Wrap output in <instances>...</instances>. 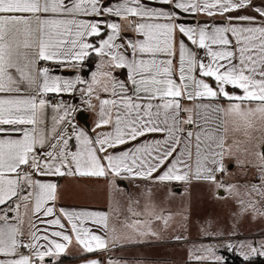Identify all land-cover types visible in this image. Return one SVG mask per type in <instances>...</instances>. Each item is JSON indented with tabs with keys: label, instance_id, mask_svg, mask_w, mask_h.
I'll return each instance as SVG.
<instances>
[{
	"label": "snow or ice",
	"instance_id": "snow-or-ice-1",
	"mask_svg": "<svg viewBox=\"0 0 264 264\" xmlns=\"http://www.w3.org/2000/svg\"><path fill=\"white\" fill-rule=\"evenodd\" d=\"M196 16L211 23H186ZM76 93L97 113L91 130L63 99ZM233 167L245 183L226 179ZM59 177L103 178L114 190L194 179L237 198L241 214L264 215V0H0V264H45L73 241L109 251L158 236L152 217L172 219L150 203L137 211L131 194L136 218L119 227L109 212L58 207ZM216 235L219 245L189 259L226 264L218 248L246 264L264 257V241Z\"/></svg>",
	"mask_w": 264,
	"mask_h": 264
},
{
	"label": "crops",
	"instance_id": "crops-1",
	"mask_svg": "<svg viewBox=\"0 0 264 264\" xmlns=\"http://www.w3.org/2000/svg\"><path fill=\"white\" fill-rule=\"evenodd\" d=\"M219 22L220 21L217 20V23ZM186 23H211V18L206 16H196L194 18H189ZM125 35L131 37L134 34L126 32ZM180 39H185V42L188 43L190 47H194L190 45V42H188L186 38L178 35L177 40ZM201 52L203 51L201 50ZM92 67H94V65ZM85 71L88 70L86 69ZM57 74L69 77L72 75L71 72L65 71H58ZM119 75L121 79H124L126 71L119 73ZM63 97L78 108V111L74 114V122L79 127H83L85 130L93 129L97 121V113L95 111L85 110L86 105L83 104L78 93L73 95L65 94ZM51 115V109H48L49 122ZM234 172L233 167V173ZM51 179L55 180L60 186L61 199L57 202L58 207L109 212L112 216V222L117 224L118 227L121 222L125 220V218H128L129 222L136 218L132 217L131 213L128 212V194H131V196L140 200V204L136 208L137 211H142L146 203H150L153 206L156 201L161 200L163 204L167 203L168 205L165 209L163 204H161L163 207L161 209L168 210V208H170L169 211L172 212L171 214H175L177 216L181 214L179 206L175 203L177 202V199H179V194L183 193V191H187V194H189V188L192 184L205 183L193 179L188 183L174 181L165 186L157 185L150 181L132 182L124 180L117 182L120 184L122 190H114L103 178L59 177ZM226 179H228L229 182H236L234 177H226ZM248 179L254 183L257 181L255 178ZM148 189H151L152 196L150 201H148L143 195V193H145ZM218 191L221 195H227V192L223 190L218 189ZM155 199L156 201L154 203ZM117 204L119 206L118 211L113 213L112 209L116 207ZM139 218L145 220L148 219L147 216ZM120 231L126 234L129 230L121 228ZM136 241L137 242L130 243L120 240L116 243V246L113 247L110 245L109 251L96 253L84 252L82 248L78 246L75 241H73V243L59 256L58 259L54 257H46L45 264H86V262L90 259H99L102 261V264H108L109 259L119 261V264H162L165 259L161 253L159 254L158 250L151 253L148 251L153 248H163L164 246L170 244V241L158 240L150 243L148 241V235L136 237Z\"/></svg>",
	"mask_w": 264,
	"mask_h": 264
},
{
	"label": "rangeland",
	"instance_id": "rangeland-1",
	"mask_svg": "<svg viewBox=\"0 0 264 264\" xmlns=\"http://www.w3.org/2000/svg\"><path fill=\"white\" fill-rule=\"evenodd\" d=\"M234 171V179L241 184L245 183V178L235 167ZM189 190V194L187 191L179 194V199L175 202L181 211L177 216L171 214L170 208L162 210L161 200H154L156 203L153 206L158 214L172 217L167 227L162 220L151 218V229L158 236L148 235V241L150 243L158 240L170 241V244L163 248L148 251L151 253L158 250L165 259L162 264H199L189 259L190 254L201 245H219L222 241L216 233H224L233 241H251L256 244L264 241V215L250 211L241 214V205L237 198L228 193L221 195L218 189L206 183L192 184ZM163 206L166 209L168 205L165 203ZM257 207L264 212V202ZM178 235L184 239L176 240L175 237ZM217 251L220 255L224 253L238 255L224 248H218ZM258 259L264 260V257H255L253 262Z\"/></svg>",
	"mask_w": 264,
	"mask_h": 264
},
{
	"label": "trees",
	"instance_id": "trees-1",
	"mask_svg": "<svg viewBox=\"0 0 264 264\" xmlns=\"http://www.w3.org/2000/svg\"><path fill=\"white\" fill-rule=\"evenodd\" d=\"M224 256L226 257V264H246L240 256L231 255L229 253H224ZM252 264H264V260L258 259L252 262Z\"/></svg>",
	"mask_w": 264,
	"mask_h": 264
},
{
	"label": "built area",
	"instance_id": "built-area-1",
	"mask_svg": "<svg viewBox=\"0 0 264 264\" xmlns=\"http://www.w3.org/2000/svg\"><path fill=\"white\" fill-rule=\"evenodd\" d=\"M202 54H203V52H201V55H202ZM50 98H52V97H50ZM56 99H58V98H56ZM63 99L67 101L66 98L63 97ZM54 102H56V101L54 100ZM255 179L257 180L258 178L255 177Z\"/></svg>",
	"mask_w": 264,
	"mask_h": 264
}]
</instances>
